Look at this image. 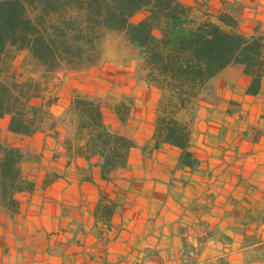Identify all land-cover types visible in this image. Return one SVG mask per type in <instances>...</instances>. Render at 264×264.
Listing matches in <instances>:
<instances>
[{
    "label": "crops",
    "instance_id": "1",
    "mask_svg": "<svg viewBox=\"0 0 264 264\" xmlns=\"http://www.w3.org/2000/svg\"><path fill=\"white\" fill-rule=\"evenodd\" d=\"M181 1L200 19L226 14L245 35H264V0ZM147 73L122 32L97 64L52 88L54 129L20 136L0 117L2 137L24 153L33 182L16 194L17 213L0 207V264H264V76L256 95L234 66L208 81L194 112L193 170L179 164V147L153 146L159 94ZM75 93L101 98L107 128L134 141L110 179L99 155L66 148L71 131L61 117ZM122 99L125 122L110 107Z\"/></svg>",
    "mask_w": 264,
    "mask_h": 264
},
{
    "label": "trees",
    "instance_id": "2",
    "mask_svg": "<svg viewBox=\"0 0 264 264\" xmlns=\"http://www.w3.org/2000/svg\"><path fill=\"white\" fill-rule=\"evenodd\" d=\"M141 11L145 17L132 21ZM113 32H124L138 48L148 67L146 79L158 90L154 148L175 145L181 150L179 164L197 169L191 134L202 90L225 67L234 66L250 76L247 93L258 94L264 35H245L226 14L218 21L200 19L181 0H0V117L9 116V130L20 136H32L45 125L54 129L60 118L50 107L57 96L46 77L95 65ZM21 51H27L39 76L17 70ZM115 107L125 122L129 100ZM103 109L101 98L75 93L61 119L71 131L65 139L70 155L89 160L99 155L102 177L110 179L127 165L134 141L107 128ZM24 158L0 130V207L12 215L19 208L16 194L33 187L23 173Z\"/></svg>",
    "mask_w": 264,
    "mask_h": 264
},
{
    "label": "rangeland",
    "instance_id": "3",
    "mask_svg": "<svg viewBox=\"0 0 264 264\" xmlns=\"http://www.w3.org/2000/svg\"><path fill=\"white\" fill-rule=\"evenodd\" d=\"M145 14H146V11L138 12L136 15H134L132 17V19L136 20ZM120 33H122V32H119V33L113 32V33H110L108 35V37L105 41V47H104L103 55L106 54V52L109 49H111L112 45L118 40ZM15 65H16L17 70L22 74V76H29V75L39 76L40 75L39 68L33 64V62L31 61V59L27 53V51H21L18 53V55L15 59ZM84 70H86V69H84ZM78 71H80V70H78ZM69 72H72V71L64 70V71H59L57 73L48 75L46 77L45 81L49 84L50 87L55 88L58 85V83L61 82L68 75ZM122 100L127 101L126 99H122ZM118 103H115V104L111 105L110 107L114 109V108H116L115 106ZM124 110L125 109H122V112H124Z\"/></svg>",
    "mask_w": 264,
    "mask_h": 264
}]
</instances>
